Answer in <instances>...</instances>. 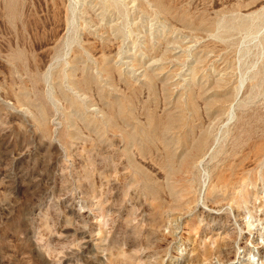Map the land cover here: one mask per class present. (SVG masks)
I'll use <instances>...</instances> for the list:
<instances>
[{
  "label": "rangeland",
  "instance_id": "374dc122",
  "mask_svg": "<svg viewBox=\"0 0 264 264\" xmlns=\"http://www.w3.org/2000/svg\"><path fill=\"white\" fill-rule=\"evenodd\" d=\"M0 264H264V0H0Z\"/></svg>",
  "mask_w": 264,
  "mask_h": 264
}]
</instances>
